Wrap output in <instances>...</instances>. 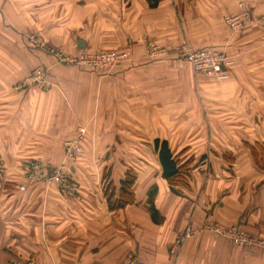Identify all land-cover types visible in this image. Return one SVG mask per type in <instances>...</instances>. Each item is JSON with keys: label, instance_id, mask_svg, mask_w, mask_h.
<instances>
[{"label": "crops", "instance_id": "1", "mask_svg": "<svg viewBox=\"0 0 264 264\" xmlns=\"http://www.w3.org/2000/svg\"><path fill=\"white\" fill-rule=\"evenodd\" d=\"M240 4L254 17L264 14V0H0V264H264V248L239 247L212 232L172 250L186 227L201 229L207 219L264 243V170L248 148L264 143V31L230 36L223 21ZM31 37L53 51H121L130 61L100 76L58 64ZM181 42L226 53L234 61L229 78L193 76L191 67L183 76H160L161 67L175 71V59H147L148 43L174 52ZM37 66L47 68L51 89L14 90ZM224 116L232 122L221 123ZM81 124L105 147L119 142L149 153L124 161L149 165L135 176L133 203L111 209L82 162L69 165L80 183L71 190L21 170L29 160L60 165L63 142ZM226 131L239 136L217 134ZM240 132L252 140L240 141ZM155 140L180 164L198 148L209 167L189 172L188 188L170 187ZM58 146L59 158L47 157ZM121 168H113L118 186Z\"/></svg>", "mask_w": 264, "mask_h": 264}, {"label": "rangeland", "instance_id": "2", "mask_svg": "<svg viewBox=\"0 0 264 264\" xmlns=\"http://www.w3.org/2000/svg\"><path fill=\"white\" fill-rule=\"evenodd\" d=\"M241 5L243 6L242 9H246V10H248L250 12V10L246 7V5L240 4L239 5V11L237 13L228 15V16H226L224 18L223 22H224L225 26L227 27V29L229 30L230 36H237V35H239V36L241 35L242 36V34H244L245 32H247V31H249L251 29L258 28V27H253V28H249V29L243 30V31L238 33V32L232 31L231 27L226 24V19L227 18H229V17H231L233 15H237V14L240 13V11H241L240 6ZM250 14H252V13L250 12ZM262 15H264V14H262ZM262 15H260V16H262ZM260 16H257V17H260ZM262 31H264V30H262ZM35 39H38V38H35ZM29 40L32 43V45H34V43L31 41V38ZM182 43L183 42H181L179 45H177V47L174 50V52H169L167 50V48H164V46H162L160 44H152V43L149 44L148 43V46H147V49H146L147 51H145V57L147 59H149V60L157 59L159 63L167 62V60H168V58L170 56H171V59H172V57H174V59H175V71H169L168 69H166L164 67H161V68H159L160 76H163V77L183 76V75H185L183 67H186V68L190 69V65L188 63H186L180 57V54H179V47L181 46ZM243 47H246V46H243ZM38 48H40L41 50L44 51V49L42 47L39 46ZM50 51H53V50H50ZM44 52L46 53V55H50L51 57H53L55 62H57L60 65L78 67L81 71H88V72H94V73L96 72L100 76L101 75L105 76V75L111 74L116 67H118V66H120L122 64L124 65V64H126L127 62L130 61V55H129V58L127 59V61L119 63L118 65L114 66L112 69L103 70V69L96 68V67H94V68L88 67L86 64L81 63V62H79L77 64H73V65L60 63L59 61H57L58 58H56L54 56V54L48 53L46 51H44ZM108 52H118L119 53L121 51H102V52H97V53H86V52H82L81 51V52H78V53H76V54H74L72 56L82 55V57H85V56H90V55L94 56V55H98L100 53H108ZM221 52H223V51H221ZM65 54L68 55V56H71L70 54H67V53H65ZM224 55L228 58V61L232 65V63L234 62L233 59L230 56H228L226 53H224ZM230 68H231V66H230ZM191 70H192V68H191ZM191 72L193 73V76L201 75V74L194 73L193 70ZM206 78H208V77H206ZM47 80H48V77H47ZM165 82L166 81H163L162 85L167 86ZM51 87H52V85L50 83L49 88L46 89V91H42V92L49 91L51 89ZM31 88H34V89H37V90L41 91L40 89H38L35 86H33ZM13 89L16 90V91H19L17 89V87H16V84L13 86ZM26 89H30V88H26ZM20 90H23V89H20ZM178 103H181V101L176 99V104L178 105ZM196 104H197V102L194 103L193 107H195ZM219 120L221 121V123H223L225 125L232 122L231 118L229 119V117H225V116L224 117H219ZM79 128H84L85 129V134H83L79 138V142H78L80 153L78 155H75V156L72 155V157L69 158L70 155L67 153V147H66L65 144L70 142V141H72V140H74L76 138V136L78 135V129ZM88 128H89L88 124L87 125H82V124L79 125L77 127L74 135L72 136V138L69 139V140H65L63 142V146H62L63 159H62V162H61L60 165H59V163L55 164L53 162L43 164V163L38 162V160L37 161H32V160L30 161L29 160V161L25 162V164L24 163L21 164V170H23L26 167V169L31 172L30 174L32 176L38 174V180L39 181H43L45 184H48L49 187L54 186L58 190L59 189L60 190H64V189L61 188V186H59V183H55L52 180V178L55 176L56 173H60L64 177L67 187H69L70 190H71V189H74V188H79L80 187V183L77 182L76 179L73 177L74 173L72 174V170H71L72 168H70L69 165L70 164H75V163H80V165H81L83 163V165H81L80 167H82L83 169L89 168L92 171V174H93L92 175V179H93L92 181L94 183V186H96V188H100L103 191V193L105 194V196L108 199L109 205H111V202L116 200L114 198V196H115V192L114 191H115V189L118 186V182L116 180V177H117L118 174L116 175V172L113 171V168L115 167L117 169V168H121L122 167L123 169H125V170H123V171H125V173H129L130 175H133L135 177V176L138 175L139 172H142L143 169L146 168L149 165L144 163V162H142V163H134V164L130 165V164H124V161H126V160L129 161V160L132 159V157H137V158L138 157H143V156H145V155H147L149 153H147V150L145 148L144 149L143 148L136 149V148H129V147L128 148L119 147L120 146L119 142H116L115 146L105 147V146H103V144H101V140L98 143V139L96 138L97 133L94 132V131H89L90 128H89V130H88ZM212 134H214V133H210V132L207 133V140L208 139L210 140V139L213 138L211 136ZM217 134L222 136V137H224L225 139H226V136H229V137L233 136L235 138L238 135V133H231V132H227V131L226 132L217 133ZM239 134H240V138H239L240 141H246L248 143V142H250L252 140L251 137H250L251 133L240 132ZM54 136L56 137V135H54ZM50 138L51 137H49L48 139H50ZM98 144H100V145H98ZM154 152H155V150H154ZM224 154H226V153L224 152ZM190 155H191L190 157H193V158L199 157V160L197 159V161H196V158H195V163H192V162H194L193 161L194 159L192 158L191 162L189 161L190 164H189V171L188 172L200 171L199 168H201V167H204V168L205 167L206 168L209 167L205 163L201 164L202 156H205V154H203V151L201 152L200 149L197 148L195 150H192ZM55 156H57L59 158V146L47 149V157H51V159H52ZM175 157L177 159V156H175ZM104 158L106 160H111V159L112 160H111V162H106L104 164L102 163V165H100V163L98 161L101 160V159H104ZM49 160H50V158H49ZM84 161L86 163H84ZM189 178H190V175H188V178L185 179V182H186L187 186H178V187H175V188H182V187H185V188L187 187L188 188L189 187L188 183H189V180H190ZM88 180L89 179L84 180V182L86 184L85 186H87L89 183H91ZM133 202H134V200H133ZM151 204L152 203H151V196H150L149 205H151ZM224 229H227V228H224ZM203 232H205V231H203ZM200 233H198V234H200ZM180 245L181 244H179L178 247H180ZM128 259L129 258L125 259L121 263L125 262ZM133 259L138 261V259H136V258H133ZM23 264H32V263L30 261H28V262H25Z\"/></svg>", "mask_w": 264, "mask_h": 264}, {"label": "built area", "instance_id": "3", "mask_svg": "<svg viewBox=\"0 0 264 264\" xmlns=\"http://www.w3.org/2000/svg\"><path fill=\"white\" fill-rule=\"evenodd\" d=\"M242 5L240 6L241 11L237 15H233L226 19V24L229 25L234 32H241L243 30L258 27L264 30V15L260 17H254L250 12L246 9H242ZM31 41L35 46H40L44 49V51L54 54L57 61L64 64H77L79 62L86 64L88 67H96L103 70L112 69L114 66L118 65L121 62L127 61L129 58L128 52H108V53H100L98 55H90L82 57V55L76 56H68L64 52L58 51H50L49 49L44 48L43 43L39 39H35L31 37ZM180 57L190 65L193 72L196 74H201L205 77L214 79L216 81H224L229 78L228 70L231 66L228 58L224 55L223 52L213 49H200L194 50L187 43H182L179 47ZM48 70L45 67H36L33 69L30 74L20 80L16 87L18 90L31 88L33 86L37 87L41 91H46L49 88V81L47 80ZM85 134L84 128L78 129V135L76 138L68 143H66L67 153L70 155L69 158L80 153L78 142L79 138ZM55 183H59L64 190H70L65 183L64 177L60 173H56L52 178ZM212 232L216 233L228 240H230L234 245L239 247H250V246H260L264 248V243L256 242L252 237L247 235L240 227L233 226L227 229H223L213 223L210 219H207L201 229H192L190 227H186L182 233L176 239L173 252L176 251L179 244L186 238H189L193 235H197L200 232ZM121 264H142L141 262L129 258L125 262Z\"/></svg>", "mask_w": 264, "mask_h": 264}, {"label": "trees", "instance_id": "4", "mask_svg": "<svg viewBox=\"0 0 264 264\" xmlns=\"http://www.w3.org/2000/svg\"><path fill=\"white\" fill-rule=\"evenodd\" d=\"M251 156L257 167L264 170V143H255L254 146L248 145ZM154 150L158 156L162 177L170 187L187 186L185 179L189 175V162L180 164L173 155L165 141H154ZM135 177L129 173L119 183V192L115 201L111 202V209H119L130 204L134 200L132 187Z\"/></svg>", "mask_w": 264, "mask_h": 264}]
</instances>
